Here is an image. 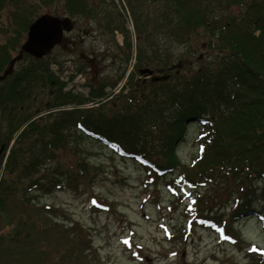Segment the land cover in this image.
Instances as JSON below:
<instances>
[{
    "label": "trees",
    "instance_id": "obj_1",
    "mask_svg": "<svg viewBox=\"0 0 264 264\" xmlns=\"http://www.w3.org/2000/svg\"><path fill=\"white\" fill-rule=\"evenodd\" d=\"M108 1L0 0V34L10 35L8 42L0 44V76L14 63L10 76L0 81V217L12 211V202L25 194L55 193L63 186L85 189L94 166L86 162L87 158L78 157L83 154L75 148L86 139L124 162L139 165L150 177L149 186L165 180L175 196L191 189L198 199L202 188L216 195L221 187L232 194L229 215H214L223 193L219 200L218 195L203 196L204 204L211 205L205 214L193 206L186 209L190 224L176 236H169L171 243L176 240L183 246L195 227L214 230L223 240L233 241L234 225L243 217L258 219L264 229V207L257 206V186L264 183V0H125L134 16L138 41L135 71L141 73L144 66H154L161 77L170 78L154 83L139 81L134 85L136 91L123 99L125 112L105 107L91 111L80 107L88 102L84 97L65 91L64 84L53 75L52 65L61 67V60L55 61L52 55L36 60L20 55V50L30 25L45 15L43 6H48L52 15L61 12L78 18L85 14L88 2L108 5ZM149 3L152 8L147 11L144 6ZM7 10L10 18L4 23L2 14ZM149 26L154 28L156 40L164 34L179 43L190 42V46L194 39L201 41L200 47L208 51L209 58L200 60L199 68L190 74L184 73L182 66L175 69L172 54L160 59L146 48L150 37L155 38ZM115 30L119 28L114 26L111 32ZM121 31L125 35L121 55L128 63L133 42L128 31ZM194 51L191 48L187 56ZM62 58L70 60L71 56ZM78 67L81 72L89 69L84 63ZM112 84L109 78L90 81L92 98L101 101V106L107 96L104 89ZM69 105H74L73 109ZM193 125L197 130L196 152L185 165L178 147ZM66 149L70 155L64 160ZM103 204H94L92 209L97 213L111 207ZM52 213L54 210L47 216ZM53 222L62 224L55 219ZM6 232L4 237L10 236L7 240L0 235V264L10 255L29 264L49 262L39 249L32 260L27 252L20 251V232L14 236L8 229ZM68 239L71 256L76 249L70 236ZM75 241L81 253L85 252L83 239ZM262 253L254 254L260 264H264Z\"/></svg>",
    "mask_w": 264,
    "mask_h": 264
},
{
    "label": "rangeland",
    "instance_id": "obj_2",
    "mask_svg": "<svg viewBox=\"0 0 264 264\" xmlns=\"http://www.w3.org/2000/svg\"><path fill=\"white\" fill-rule=\"evenodd\" d=\"M233 9L236 13V8L233 7ZM41 12L47 14L51 10L48 6H43ZM59 15L64 14L60 12ZM9 16L10 11H4L2 14L4 23L9 22ZM122 21V29L126 30L127 21H124V18ZM8 37H10L9 34H0V44L8 42ZM154 40L157 57L163 59L167 54H172L171 64L181 65L182 71L186 74H190L192 69L199 68V61L208 59L210 55L205 48L200 47L202 42L196 39L191 46L190 42L179 43L176 39H169L164 34L157 37L158 41L155 34ZM116 42L118 43L116 38L97 41V49L105 50L111 43L116 45ZM151 44L153 45L154 42L146 43V48H151ZM193 47L195 51L187 56ZM150 51L148 53H151ZM50 55L54 56L55 61H63L62 57H67L61 50H55ZM129 68V63L110 67L101 56L89 73L90 78L97 80L109 78L113 81L116 87L109 86L110 89L107 88V91L112 90L116 98L112 103L105 96L103 106L95 105L94 109H88L94 111L105 107L106 110L116 109L125 112L127 103L123 100L124 97L133 94L136 91L134 85L145 79L136 71L133 76L127 78L126 73ZM122 75L123 79L120 81ZM158 75L162 76L159 73ZM81 86L79 81L68 82V89L73 87L81 92L83 90ZM65 89L67 90V87ZM89 95L92 97L91 94ZM38 96L41 102L42 93ZM141 97L144 99L145 94ZM69 106L73 108L74 105ZM188 130L185 142L178 147L179 158L185 165L191 162L196 152L194 145L196 127L193 125ZM68 133L66 132V135ZM70 140L68 139V142ZM78 147L79 149L75 148V150L83 154L78 157L87 158L86 162L94 166L91 180L85 189L82 187L76 191L63 186V188H57L55 193H40L36 196L31 193L25 194L24 197H19L12 202V211L0 217V235L3 234L4 237L7 229L13 236L16 232H20L21 242H23L20 251L27 252L33 258L32 260L36 259L35 252H42L43 258L49 260L47 264H260L259 258H254V254L260 255L264 252V229L258 219L240 218V221L234 225L233 241L223 240L220 233L214 230L195 227L190 232L191 239H186L183 246L175 243L176 240L171 243L169 236H176L182 227L190 224L186 209L193 206L205 214L206 208L211 205L204 204L203 196L205 194L209 197L213 196L212 191L202 188L198 199L197 192L191 189L185 193L182 192L180 196H175L168 189V183L165 180L149 186L150 177L139 165L129 160L122 161L118 155H114L97 142L81 140ZM67 155H70L68 149L63 153V158ZM257 188L260 198L257 206L263 209L264 183L262 182ZM19 190L23 191V189ZM222 193L223 201L220 202ZM214 196H217L219 200L216 205L218 212L214 215H229L233 203L232 194L221 187ZM200 198L202 200L198 202ZM194 199L197 201L193 202ZM100 200L101 203H99ZM103 203L111 206L109 210L102 208L95 213L92 205L96 204L97 207V205H104ZM45 207H50L48 208L50 210ZM52 210L55 214L52 213L51 217L47 216ZM53 219L62 224L56 226ZM18 223H24L26 227H20V229L17 227ZM32 224L35 225L34 228ZM79 230L82 234H79ZM69 236L72 239L71 246L73 245L76 249V253L71 256H68L71 250L70 243L66 242V239L70 240ZM8 238L4 237L5 240ZM80 238L85 243V246H82L85 251L83 253L75 241L76 239L80 241ZM253 248L256 251H252ZM38 249L41 251H36ZM1 264H29V262L18 261L16 257L10 255L7 260L3 258Z\"/></svg>",
    "mask_w": 264,
    "mask_h": 264
},
{
    "label": "flooded vegetation",
    "instance_id": "obj_3",
    "mask_svg": "<svg viewBox=\"0 0 264 264\" xmlns=\"http://www.w3.org/2000/svg\"><path fill=\"white\" fill-rule=\"evenodd\" d=\"M123 1L122 7H118L112 0L108 1V5H103L101 3H89L88 8L85 11L83 16L72 17L70 15H59L61 18L69 17L71 19L72 29L69 33L64 32V41L60 46H57L55 50L62 51L64 54L71 56L72 59L77 64H88L89 66L94 67L96 62L101 56L105 58V62L110 65V67H117L118 65H124L125 60H123V55L121 53L124 51V44L120 45V43L116 42V45L111 43L109 48L103 50L102 48L97 49L98 43L97 41L104 39L116 38L115 34L118 35L121 32L123 27L122 19L125 17L124 8L128 12H130L132 16V12L128 8V3L125 0ZM144 8L149 11L152 8V4H146ZM57 15V14H55ZM57 15V16H58ZM103 20V22H102ZM134 20V16H133ZM116 26L119 30L111 32V29ZM150 35H155L154 28H150ZM154 44H151V52H155V38H151ZM149 49V48H148ZM149 49V50H150ZM143 68H149L151 73L145 76L144 80L152 81L155 77L154 66L152 68L148 66H144Z\"/></svg>",
    "mask_w": 264,
    "mask_h": 264
},
{
    "label": "water",
    "instance_id": "obj_4",
    "mask_svg": "<svg viewBox=\"0 0 264 264\" xmlns=\"http://www.w3.org/2000/svg\"><path fill=\"white\" fill-rule=\"evenodd\" d=\"M70 18H57L53 15H42L36 20L28 30L27 39L21 46V55L27 54L34 57L36 60L43 59L50 55L51 51L62 44L64 41V32L71 31ZM13 64L11 63L8 70L0 76V81L5 80L13 72ZM149 72L148 70L144 71ZM151 73V72H150ZM169 76L157 77L155 81H164L169 79Z\"/></svg>",
    "mask_w": 264,
    "mask_h": 264
},
{
    "label": "built area",
    "instance_id": "obj_5",
    "mask_svg": "<svg viewBox=\"0 0 264 264\" xmlns=\"http://www.w3.org/2000/svg\"><path fill=\"white\" fill-rule=\"evenodd\" d=\"M66 75H67V74H66ZM79 79H82V77L80 76ZM81 82H83V81H81ZM87 106H88V107H93L94 105H92V104H88Z\"/></svg>",
    "mask_w": 264,
    "mask_h": 264
},
{
    "label": "snow or ice",
    "instance_id": "obj_6",
    "mask_svg": "<svg viewBox=\"0 0 264 264\" xmlns=\"http://www.w3.org/2000/svg\"><path fill=\"white\" fill-rule=\"evenodd\" d=\"M125 243H128V241H125ZM252 251H256V249H255V248H253V249H252ZM262 254H264V253H262Z\"/></svg>",
    "mask_w": 264,
    "mask_h": 264
}]
</instances>
